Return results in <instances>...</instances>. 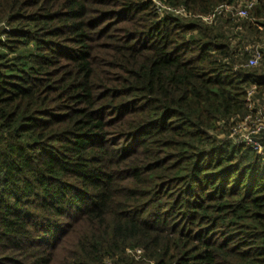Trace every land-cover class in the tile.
<instances>
[{"label": "trees", "instance_id": "1", "mask_svg": "<svg viewBox=\"0 0 264 264\" xmlns=\"http://www.w3.org/2000/svg\"><path fill=\"white\" fill-rule=\"evenodd\" d=\"M250 16L0 0V264H264V130L231 137L264 117V56L228 35L259 42Z\"/></svg>", "mask_w": 264, "mask_h": 264}, {"label": "built area", "instance_id": "2", "mask_svg": "<svg viewBox=\"0 0 264 264\" xmlns=\"http://www.w3.org/2000/svg\"><path fill=\"white\" fill-rule=\"evenodd\" d=\"M145 1L151 3V5L154 7L155 12L160 18L165 17V16H170V15L179 16L182 18L197 17V18H200V20L205 25L216 24L220 20V18L225 15L232 16L233 18H237L239 20L248 19L250 17V11L258 3V0H241L242 3L240 5L222 4L218 6L213 12L207 15L195 16V15H192L190 12H188L185 7H175V6L173 7V6L167 5L163 0H145ZM239 54L241 56H247L248 60L247 62L237 67H243V68L258 67L261 64L263 60V56H264V37H262L259 42H256V43L252 42V43H249V45L245 44L239 51ZM251 95H252V92L249 93V97L247 98V100L249 101V107L253 106V103L251 101ZM248 120L249 118H247V120L243 123L244 126L240 125L235 131V134L231 137L233 138V140H235L234 142H237L240 144L251 145L255 149H257L260 153H262L261 144L257 140H254L253 134L260 132L261 130H264V117H262L260 124L254 125L253 129L252 127L249 128L250 133L245 139L239 140L238 137L236 136L239 133V131L244 130V129H240L241 127L243 128L247 127L246 125H247ZM129 253H131L135 257H139L142 254V251L141 250H137V251L129 250Z\"/></svg>", "mask_w": 264, "mask_h": 264}, {"label": "rangeland", "instance_id": "3", "mask_svg": "<svg viewBox=\"0 0 264 264\" xmlns=\"http://www.w3.org/2000/svg\"><path fill=\"white\" fill-rule=\"evenodd\" d=\"M240 21H242V20H240ZM218 23H219V21L213 25H217ZM230 26H231V30H230L228 35L231 36V44L233 47L238 46L239 49H241L245 44L249 45V43L253 42V41H250V38L251 39H257L259 36L258 34H254L255 32L254 33L253 32L248 33L246 31H244V29L242 30L239 26L237 27L236 20L232 21ZM262 36H264V34H262L260 37H262ZM242 126H244V124H242ZM253 126L254 125H250V126L247 125L246 128L241 127L240 129H244V130L239 131V133L236 135L238 137V139L239 140L245 139L248 136V134L250 133L249 128H251V127L253 128Z\"/></svg>", "mask_w": 264, "mask_h": 264}]
</instances>
